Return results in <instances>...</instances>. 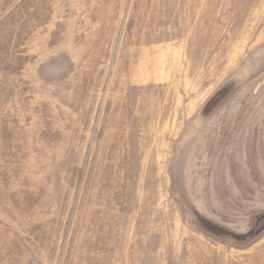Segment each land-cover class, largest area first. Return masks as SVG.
Segmentation results:
<instances>
[{"label": "rangeland", "instance_id": "rangeland-1", "mask_svg": "<svg viewBox=\"0 0 264 264\" xmlns=\"http://www.w3.org/2000/svg\"><path fill=\"white\" fill-rule=\"evenodd\" d=\"M0 264H264V0H0Z\"/></svg>", "mask_w": 264, "mask_h": 264}]
</instances>
